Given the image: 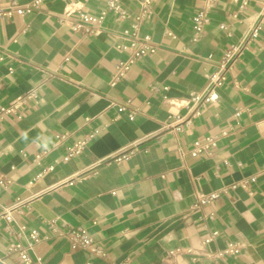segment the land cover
<instances>
[{
    "label": "crops",
    "instance_id": "0c3cea01",
    "mask_svg": "<svg viewBox=\"0 0 264 264\" xmlns=\"http://www.w3.org/2000/svg\"><path fill=\"white\" fill-rule=\"evenodd\" d=\"M71 2L76 18L99 15L107 0H43L30 13L0 17V106L38 93L21 116L0 123V182L8 180L0 211L24 200L10 232L0 220V260L23 264L8 247L26 245L36 230L30 255L43 264H264V0L244 8L232 0H153L142 32L157 49L115 84L117 65L129 56L116 47L127 24L109 13L104 32L84 34L63 22ZM201 8L209 22L199 36L193 16ZM236 43L246 48L221 100L191 101ZM177 115L189 122L165 127ZM90 133L87 148L65 159L67 147ZM209 135L218 136L216 146L193 156L194 141ZM135 142L139 149L117 160ZM232 184L193 207L197 193ZM77 228L104 257L72 245ZM230 244L240 251L225 253Z\"/></svg>",
    "mask_w": 264,
    "mask_h": 264
},
{
    "label": "built area",
    "instance_id": "2783aa9c",
    "mask_svg": "<svg viewBox=\"0 0 264 264\" xmlns=\"http://www.w3.org/2000/svg\"><path fill=\"white\" fill-rule=\"evenodd\" d=\"M43 0H31L27 3H20L18 0H7L5 6H0V17L11 16L14 12L21 15L30 13L37 9ZM125 1L135 2L139 5L140 10L138 12H133L126 5ZM233 2H240V7L244 8L248 0H232ZM152 3L153 0H107L104 10L101 11L99 15L87 13L80 11L78 17H71L74 11L71 2L66 7V17L63 19L64 23H67L72 29L81 31L87 35H99L104 32L103 22L109 13H112L113 19L116 22H125L127 25L118 31V37L120 41L116 43V47L120 50H127L129 56L118 63L116 68V73L114 74L112 84L121 78L140 58L152 54L156 51L157 45L152 40L149 34H144L142 32V26L147 18H150L152 14ZM194 29L197 35L203 32L205 25L209 22V16L207 8H201L193 16ZM224 27V24H221ZM253 35L256 34V29L252 32ZM246 46L241 43L231 44L223 53L222 58L216 63V69L208 74V81L206 87L201 91H194L190 95V100L193 102L202 103H213L219 102L221 100L220 88L227 80L229 73L234 65V63L241 57ZM38 93L35 90H30L24 94L17 96L9 104L0 106V123L9 114L20 115L21 108L26 105L29 101L37 100ZM118 105V104H117ZM127 108L126 104H119L118 110L124 111ZM135 114L134 110L130 111V116L133 117ZM189 122L185 120L183 116L177 115L173 121L168 122L165 127L182 129L183 123ZM96 133H90L85 135L79 140L73 141L67 147V153L65 159L74 157L82 153L91 140L95 137ZM65 134L57 136L58 140L65 138ZM218 142V136L209 135L204 141L195 140L190 153L193 156H198L202 152L210 153L211 149L216 146ZM139 149V143L135 142L132 148L129 150L128 154L118 158L121 160L131 155ZM39 157V156H38ZM252 179H255L254 177ZM247 180H245L246 183ZM8 182L7 179H3L0 185L4 186ZM235 184L231 186L221 188L220 190L213 191L208 194L197 193L196 202L193 207L201 206L202 204L210 203L216 199L220 193L227 192L229 187H234ZM24 200L18 198L11 206L4 208L0 211V220L3 219L7 223L6 230L10 232L12 227L10 223L14 219V213L20 212L22 206L24 205ZM29 202H27L28 204ZM53 226V224H51ZM25 226L19 228V233L23 234L25 232ZM213 236L206 239L209 242ZM39 240V234L36 230H31L29 233V241L26 245L21 242L11 243L8 247L9 254H16L23 264H43L40 257L33 259L30 255V250L33 249L35 242ZM70 240L73 246H81L86 250H89L96 256L102 258L105 256V252L100 245H98L93 238L88 235L83 229L77 228L72 231ZM240 247L238 244H230L225 250V253H238ZM92 264V263H89ZM118 264H126V262H121Z\"/></svg>",
    "mask_w": 264,
    "mask_h": 264
},
{
    "label": "water",
    "instance_id": "95a60500",
    "mask_svg": "<svg viewBox=\"0 0 264 264\" xmlns=\"http://www.w3.org/2000/svg\"><path fill=\"white\" fill-rule=\"evenodd\" d=\"M0 264H4V263L0 260Z\"/></svg>",
    "mask_w": 264,
    "mask_h": 264
},
{
    "label": "clouds",
    "instance_id": "9594fccd",
    "mask_svg": "<svg viewBox=\"0 0 264 264\" xmlns=\"http://www.w3.org/2000/svg\"><path fill=\"white\" fill-rule=\"evenodd\" d=\"M46 146V145H45Z\"/></svg>",
    "mask_w": 264,
    "mask_h": 264
}]
</instances>
